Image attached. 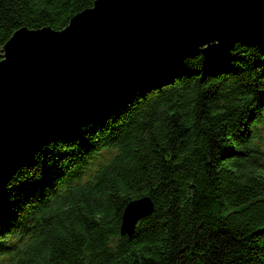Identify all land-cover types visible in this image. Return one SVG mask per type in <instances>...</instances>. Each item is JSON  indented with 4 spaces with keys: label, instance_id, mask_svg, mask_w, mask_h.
I'll return each instance as SVG.
<instances>
[{
    "label": "trees",
    "instance_id": "obj_1",
    "mask_svg": "<svg viewBox=\"0 0 264 264\" xmlns=\"http://www.w3.org/2000/svg\"><path fill=\"white\" fill-rule=\"evenodd\" d=\"M95 1L0 0V56ZM0 264H264V44L172 57L57 132L0 196Z\"/></svg>",
    "mask_w": 264,
    "mask_h": 264
},
{
    "label": "water",
    "instance_id": "obj_2",
    "mask_svg": "<svg viewBox=\"0 0 264 264\" xmlns=\"http://www.w3.org/2000/svg\"><path fill=\"white\" fill-rule=\"evenodd\" d=\"M264 44V0H97L68 25L16 31L0 56V196L55 134L94 112L125 84L172 57H224ZM123 211L121 236L153 211Z\"/></svg>",
    "mask_w": 264,
    "mask_h": 264
},
{
    "label": "rangeland",
    "instance_id": "obj_3",
    "mask_svg": "<svg viewBox=\"0 0 264 264\" xmlns=\"http://www.w3.org/2000/svg\"><path fill=\"white\" fill-rule=\"evenodd\" d=\"M105 101V100H104Z\"/></svg>",
    "mask_w": 264,
    "mask_h": 264
}]
</instances>
